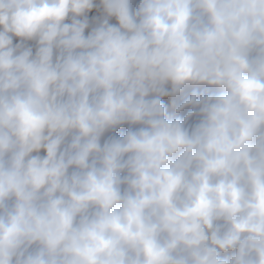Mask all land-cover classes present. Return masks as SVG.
Returning <instances> with one entry per match:
<instances>
[{
	"label": "clouds",
	"instance_id": "obj_1",
	"mask_svg": "<svg viewBox=\"0 0 264 264\" xmlns=\"http://www.w3.org/2000/svg\"><path fill=\"white\" fill-rule=\"evenodd\" d=\"M0 264H264V0H0Z\"/></svg>",
	"mask_w": 264,
	"mask_h": 264
}]
</instances>
